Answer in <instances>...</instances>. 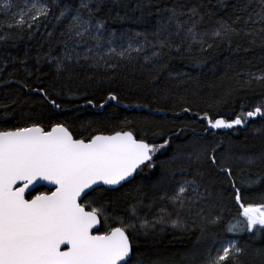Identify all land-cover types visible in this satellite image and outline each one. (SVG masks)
Segmentation results:
<instances>
[{
  "label": "snow or ice",
  "instance_id": "6c2138e0",
  "mask_svg": "<svg viewBox=\"0 0 264 264\" xmlns=\"http://www.w3.org/2000/svg\"><path fill=\"white\" fill-rule=\"evenodd\" d=\"M147 6L137 0L133 10L141 13L138 19H143ZM14 7H19L15 0H0V13L12 16L8 28L39 31L45 22L51 23V17L63 26L61 36L66 39L61 54L37 58V64L43 59L51 66L53 79L45 84L37 77V85L22 84L40 96L47 112L0 121V264H144L139 238L155 237L165 227L185 233L198 230L193 256L199 257V264H247L248 249L239 239L244 233L264 238V194L259 197L262 202H248L249 182L240 165L264 164V151L258 156L237 155L231 148L225 149L223 140L213 133L217 142L198 144L184 157L194 172L184 175L182 170L173 190L154 198L152 203L167 201L171 211L161 206L148 219L139 209H150L152 203L145 205L140 199L128 207L126 215H120L113 193L131 184L144 168L155 169L154 157L168 148L172 138L168 136L159 144L149 142L145 138L148 133L138 135L127 118L118 130L113 126L105 133L101 129L111 124V117L84 122L77 112L67 109L64 99L74 96L69 85L80 75L79 69L113 73L85 76L89 82L96 79L98 85L110 84L115 82L116 69L142 60L141 67L147 65L155 71V82L173 59H186L197 68L203 65L206 58L195 55L194 50L205 54L224 47L239 52L238 40L246 37H251L252 45L258 37L264 48V0H175L171 6L157 9L152 39L149 34L117 33L110 27L109 19L127 18V0H79L75 7L60 0H27L18 12L12 11ZM10 38L0 35V41ZM25 71L32 75L27 68ZM236 77L222 97L203 101V115L194 113L204 121L206 132L246 130L257 116L264 119V105L252 110L241 107L229 118L218 114L237 91L254 83L264 86V70L237 72ZM177 78L193 79L189 73H179ZM162 98L179 106L175 115L193 113L194 100L172 97L167 90ZM94 100L92 96L86 102L99 108L121 103L111 89L103 103ZM9 107L0 104V108ZM153 135L167 134L154 131ZM217 184L223 190L217 189ZM225 199L238 208L229 222L216 211L224 207ZM221 224L225 225V238L216 239L213 230ZM259 254L264 256V249Z\"/></svg>",
  "mask_w": 264,
  "mask_h": 264
},
{
  "label": "trees",
  "instance_id": "16d2710c",
  "mask_svg": "<svg viewBox=\"0 0 264 264\" xmlns=\"http://www.w3.org/2000/svg\"><path fill=\"white\" fill-rule=\"evenodd\" d=\"M25 0H15L19 7H14L13 12H18L24 7ZM61 4L67 3L73 7L77 6L79 0H60ZM148 5L144 8L143 19L139 11H134L137 0H127L129 8L128 16L123 20L109 19L108 23L117 33L130 31L132 34L141 32L149 34L158 17L155 15L158 8L171 6L175 0H143ZM184 2V0H181ZM149 12L152 14L150 15ZM101 15H105L101 13ZM121 16L124 12L121 11ZM51 23L45 22L39 31L20 30L8 28L7 24L12 22L11 15L0 13V35H10V39L0 41V104H9L11 107L0 108V121H17L25 113L39 114L46 113L48 106L41 102L40 96L22 87V84L37 85V77L44 83L53 79L51 66L43 59L37 64V58H43L49 53L52 55L61 54L63 51L62 41L66 37L61 36L62 25H56L51 17ZM259 27V26H257ZM51 33V35H48ZM251 37L239 39L241 45L239 52L229 51L224 47L219 50L209 51L201 54L194 50V54L206 58V62L200 67H193L185 59H173L169 63L167 71L160 74L159 81H153L155 71L145 65L141 67V61H133L126 67L115 70L114 83L97 84L96 79L91 82L85 80V76L98 77L99 73L89 69H79L80 75L76 81L69 85L73 89L74 96H65L64 102L68 110L77 112L84 122L88 120H99L105 116L111 117V124L101 130L108 133L113 126L119 129L122 121L127 118L132 121L130 127L138 135L147 132L145 137L149 142L162 143L163 139L171 136L172 140L167 149H162L154 159L157 162L155 169L144 168L138 172L131 184L125 185L120 191L113 193L115 198V210L120 215H126V210L137 200L143 199L144 204L152 203L155 197L163 192H171L177 181L184 175L194 172V166L184 157L201 143H215L216 137L223 140L225 149L231 148L237 155H256L264 151V119L257 116L250 122L246 130L218 129L205 131V123L195 117L194 113L205 108L203 101L219 99L226 89L236 83L237 72L259 73L264 70V48L260 47V39L256 38V44L249 43ZM245 49H250L245 51ZM25 60L26 64L21 61ZM32 75H28L25 69ZM171 72V76H169ZM179 73H189L193 79L177 78ZM104 75H113L107 73ZM20 81L21 83H17ZM83 81V83H80ZM115 91L121 98L117 105L110 102L112 106L105 105L104 108L93 107L87 104L88 98L95 97L94 103H103L107 91ZM164 90H167L172 97L185 96L192 104L193 113L180 112L179 106L173 103L172 99H163ZM87 92L88 96L84 93ZM15 100L13 104L12 101ZM137 104H147L149 107H136ZM131 105V107H126ZM264 105V86L254 83L251 88H244L237 91L226 105H222L219 115L229 118L233 112H239L241 107L244 110H252L254 107ZM186 107L188 105H185ZM156 108L162 111H155ZM7 113V115H5ZM217 115V113H213ZM63 119V115L59 117ZM164 131L165 137L154 136L153 132ZM177 133L178 135H173ZM259 137V138H258ZM243 169V176L249 182L247 187V200L251 203L262 202L259 197L264 194V164L246 166L240 165ZM217 189L220 185H216ZM46 191L47 189H41ZM244 191V189H242ZM161 206H167L171 211V205L167 201L155 200L149 209H139L141 216L152 219ZM225 222L232 221L238 212L233 201L225 199L224 207L217 208ZM214 238H225V225L221 224L213 230ZM198 230L194 233H185L180 230L165 227L164 232H157L155 237L138 240L140 255L144 264H199V257L193 256L197 248ZM212 240L207 242L211 245ZM239 242L247 247V264H264V256L259 254L264 249V238L253 237L251 234H241Z\"/></svg>",
  "mask_w": 264,
  "mask_h": 264
},
{
  "label": "rangeland",
  "instance_id": "374dc122",
  "mask_svg": "<svg viewBox=\"0 0 264 264\" xmlns=\"http://www.w3.org/2000/svg\"><path fill=\"white\" fill-rule=\"evenodd\" d=\"M26 3H27V0L24 1V4H26Z\"/></svg>",
  "mask_w": 264,
  "mask_h": 264
}]
</instances>
